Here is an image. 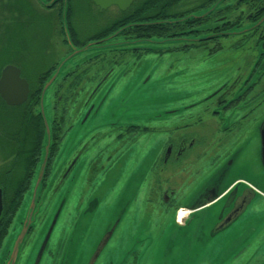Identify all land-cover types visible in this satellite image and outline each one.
I'll use <instances>...</instances> for the list:
<instances>
[{
  "label": "flooded vegetation",
  "instance_id": "af4514ba",
  "mask_svg": "<svg viewBox=\"0 0 264 264\" xmlns=\"http://www.w3.org/2000/svg\"><path fill=\"white\" fill-rule=\"evenodd\" d=\"M28 1L54 19L38 76L73 51L66 3L72 43L91 49L72 56L47 90L51 143L36 197L47 130L42 117L38 155L40 100L29 108L0 94V104L19 109L0 121V218L4 188L24 168L28 182L8 226L0 219V264H250L256 255L264 264V0H131L125 8L92 0L101 15L87 36L72 0ZM9 13L0 0L1 43ZM150 25L162 35L139 29ZM57 34L67 50L55 62ZM190 164L195 178L182 193L161 177ZM32 202L36 217L23 234ZM55 217L39 254V230Z\"/></svg>",
  "mask_w": 264,
  "mask_h": 264
},
{
  "label": "rangeland",
  "instance_id": "374dc122",
  "mask_svg": "<svg viewBox=\"0 0 264 264\" xmlns=\"http://www.w3.org/2000/svg\"><path fill=\"white\" fill-rule=\"evenodd\" d=\"M5 1L8 3L9 11H12L13 13H9L8 21L4 24L2 30L3 43L0 42V48L2 51L0 52V68L3 62H10L11 64L18 65L22 69L23 77H25L32 85L34 84V82L37 83L38 68L42 67L45 63L42 60L44 47H42L41 39L50 32L48 26L46 25L48 23L47 21L53 22L54 19L50 20V18L43 16L40 12H38V10L40 9L38 7L40 5L36 7V5L34 6L33 3L29 2L28 0ZM71 10L72 18L76 21L77 28H80L81 30L80 36H87L89 30L93 27L94 23H97L96 20L101 14L93 6L92 0H72ZM55 23L57 27V25L59 24L58 18H55ZM58 40L59 35L57 34L55 40L57 44V46L55 47V62L58 60V57L64 54L67 50V47H64L60 45V43H58ZM82 52L83 51L75 54L77 55L75 58L83 55ZM56 80H58V77ZM18 110L19 109L17 108H11L0 104V121H8L9 114L11 112L15 113ZM8 159L9 158L7 157V161L5 163L10 166V159ZM201 164H199V166ZM197 165L198 164H195V166ZM187 166L189 167H187L181 174L176 173L175 169H169L168 171L161 174V177L165 179L166 177L172 176V182L174 181L176 185H178L177 189H179V193H182L186 189L188 184L195 178L192 173V170L194 169L193 165L190 164ZM50 221L51 219L48 218L41 226L38 234V238L40 240H43L45 238L46 233L50 227ZM63 226L64 223L61 220L58 225V230L55 231L53 235V243L59 237V234L63 233ZM262 248H264V245L262 246ZM34 252H36V250H33V253ZM257 260L258 255L252 258V263L250 264H256Z\"/></svg>",
  "mask_w": 264,
  "mask_h": 264
},
{
  "label": "water",
  "instance_id": "95a60500",
  "mask_svg": "<svg viewBox=\"0 0 264 264\" xmlns=\"http://www.w3.org/2000/svg\"><path fill=\"white\" fill-rule=\"evenodd\" d=\"M98 4H100L102 7H107L109 5H111L112 3H117L119 4L122 8H125L126 6H128L131 3V0H95ZM67 2V0H66ZM204 13L200 12V13H196L195 15H202ZM184 19V18H183ZM181 19H177L176 21H179ZM63 21H64V28L66 31V34L70 40L71 46L73 48V51L71 53H69L67 56H65L63 59H61V61L58 63L56 69L53 71V73L50 75V77L46 80V82L44 83L42 92H41V96H40V110H41V114L42 117L44 119V122L46 124L47 130H46V142H45V148L43 151V155H42V163H41V167L38 173V179L36 181L35 184V190H34V194L36 197V192H38L40 190L41 187V182L43 179V175H44V171L46 168V164H47V160H48V156H49V149H50V143H51V131L49 128V121H48V117H47V113L45 110V101H46V94H47V90L49 88V86L51 84H53V82L57 79V77L59 76V74L62 72L66 61L73 55L84 51V50H89L91 49V45L87 44L83 47H78L76 46L74 43H72L71 41V37H70V33H69V26H68V20H67V3L65 4V8H64V12H63ZM169 21H173V20H169ZM209 36H207L208 38ZM157 42H164L167 41V39H159V40H155ZM30 92V85H29V81L23 77L21 75V68L18 67L15 64H7L3 69H2V73L0 75V94L3 96V98L7 101L8 104H21L23 102H25L28 98ZM33 200H35V198H33ZM34 208V202H32L31 206H30V210L28 211L27 214V218L25 221V225H24V231L23 234H25L29 228L34 224V220L36 217V211H33ZM3 210V190L2 188H0V215L2 213ZM56 223V217L54 218V220L52 221V224L47 232L46 238L44 240V244L41 248V251L39 254H41V252H43L45 245L49 239V236L54 228V225ZM40 259V255L38 256V259ZM38 262V261H36Z\"/></svg>",
  "mask_w": 264,
  "mask_h": 264
},
{
  "label": "trees",
  "instance_id": "16d2710c",
  "mask_svg": "<svg viewBox=\"0 0 264 264\" xmlns=\"http://www.w3.org/2000/svg\"><path fill=\"white\" fill-rule=\"evenodd\" d=\"M67 12H68V8H67ZM154 24V22H153ZM161 26H158V25H150V26H147V27H139V29H151L153 30V35H162L160 33V28ZM3 65V64H2ZM1 65V67H2ZM1 70V68H0ZM52 68H50L49 70L41 73L38 78H37V83L34 82V84H32V89H31V92H30V95H29V98L27 99V101H25V107L28 106L29 108H31V102L33 101H36V103L39 102L40 100V96H41V92H42V89H43V86H44V83L46 82V80L50 77V75L52 74ZM36 97V98H34ZM38 120H39V125H40V132H39V139H40V148H39V153L38 155H40L41 153V148H42V140H43V134H44V126H43V119H42V114L40 113V115H38ZM22 160H25L26 161V158L25 159H22ZM27 165V162L25 164L24 162V167H26ZM25 170V168H24ZM23 170V173L18 176L17 179L14 180V182H16V184L14 185L13 189H11L10 187L8 188H4V204H5V210L1 216L0 219L1 220V223L4 221L6 222V227L8 226V223L10 222V218L13 216V215H10V212H11V208L13 207L14 210L16 211L17 210V207L20 205L21 203V200H22V197L25 195L26 193V189L28 187V182H24V178L26 176V170L24 171ZM21 183L24 184V187L22 189V194L18 195L17 193H20L18 191V187L21 185ZM17 201L14 206L11 205V201ZM5 229V228H3Z\"/></svg>",
  "mask_w": 264,
  "mask_h": 264
},
{
  "label": "bare ground",
  "instance_id": "6f19581e",
  "mask_svg": "<svg viewBox=\"0 0 264 264\" xmlns=\"http://www.w3.org/2000/svg\"><path fill=\"white\" fill-rule=\"evenodd\" d=\"M183 215H184V212L181 211V213H179V216L181 217V216H183Z\"/></svg>",
  "mask_w": 264,
  "mask_h": 264
}]
</instances>
